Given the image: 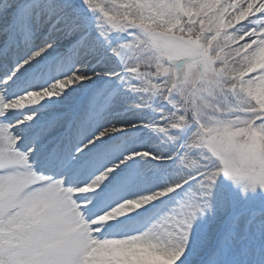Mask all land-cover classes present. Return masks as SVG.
I'll return each mask as SVG.
<instances>
[{
    "label": "snow or ice",
    "instance_id": "obj_1",
    "mask_svg": "<svg viewBox=\"0 0 264 264\" xmlns=\"http://www.w3.org/2000/svg\"><path fill=\"white\" fill-rule=\"evenodd\" d=\"M0 264H264V0H0Z\"/></svg>",
    "mask_w": 264,
    "mask_h": 264
}]
</instances>
